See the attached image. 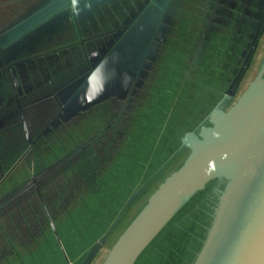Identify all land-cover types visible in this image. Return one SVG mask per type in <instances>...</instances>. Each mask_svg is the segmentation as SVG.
<instances>
[{"label":"trees","instance_id":"1","mask_svg":"<svg viewBox=\"0 0 264 264\" xmlns=\"http://www.w3.org/2000/svg\"><path fill=\"white\" fill-rule=\"evenodd\" d=\"M63 1L60 0V19H65L66 24L69 17L78 23L83 19L84 12H91L88 2L77 10L71 0H65L69 2L66 6H63L65 5ZM102 1L95 0L91 6L94 7L95 3ZM175 1L177 0H144L137 10L130 12L124 27L126 40L123 39L122 45L130 41L131 46L136 44L134 45L136 51L128 52L127 57L123 56L122 52L113 54L111 58L114 65L111 64L114 71L110 76L105 74L103 78L100 76L96 79L91 76L88 81L92 84L79 95H71L72 85L63 87L60 127L67 130L88 128L87 123L95 120L104 108L113 116L108 120V124L125 123L129 124L130 128L139 114L137 106L142 104V100L148 105L147 98L151 95L154 97L150 109L141 117L139 130L131 131L122 126L107 131L105 129L101 135L95 136L98 138L97 143L110 142L109 157H99L96 163L97 194L88 203L90 209L88 217H91L95 226H101V221L111 209V205L115 203L120 209L124 200L122 207H125V211L130 209L126 218L128 217L130 221L134 218L150 193L169 174L164 175V171L166 167L171 166V164L168 166L170 161L185 153L180 140L176 143L173 141L169 147V154L157 161L154 156L160 149L158 140L163 137L158 131L159 125L164 124L171 113L175 114L173 109L177 105L182 106L186 103L190 107L189 116L184 117L176 132L184 126V132H187L204 123L210 110L225 96L235 76L244 67V61L262 42L260 17L264 13V0H224L227 7L220 10L223 16H208L206 20L212 7H206L205 10L196 8L192 13H185L186 10L182 9L183 14L179 13L176 20L175 15L171 14L172 2ZM119 33L121 31H116L114 35ZM29 36L30 34L26 33L18 38V48L26 46L25 40ZM170 60L172 67L158 75L157 70L163 69L164 62ZM98 71L99 68L93 74ZM157 78L160 82L154 85L153 82ZM127 137L129 146L124 144ZM83 141L81 137V142ZM120 152H123L124 156L122 164L110 169L106 181L104 179L100 181V174ZM145 169H150V172L146 174ZM156 182L158 184L155 186ZM213 183L212 188L206 186L205 189L196 192L191 201L183 204L184 206H181L154 237L153 242H150L154 243L160 235L164 237L173 227L175 228V234H169L167 237L183 249L179 252L175 250V256L169 251L165 264H191L196 258L213 214L212 205L216 195L213 189L220 187L218 182ZM147 193L149 194L144 200ZM120 197L123 198L121 201ZM138 200H142L143 203L136 214L132 215V209ZM108 205L110 208L105 211ZM83 218L87 219L86 216ZM117 219L109 222L110 226L105 230H100L101 235L98 230L90 239L85 240L91 244L83 245L80 252L84 255L96 240L106 234ZM70 222L72 221L65 219L60 223V247L65 253V259L61 248L60 256L64 260H70L78 255H72V244L68 238L70 234L63 226L70 224L67 225L70 230L73 224ZM83 234V230L79 228L80 241L83 240Z\"/></svg>","mask_w":264,"mask_h":264},{"label":"flooded vegetation","instance_id":"2","mask_svg":"<svg viewBox=\"0 0 264 264\" xmlns=\"http://www.w3.org/2000/svg\"><path fill=\"white\" fill-rule=\"evenodd\" d=\"M33 1L39 4L43 0ZM223 1L177 0L172 2L171 14L177 20V15L183 14L182 9L186 10L185 13H192L196 8L205 10L206 7H212L205 20L208 16H223L220 10L227 7ZM31 3L28 0L18 3L2 0L0 9L8 4L9 14L16 17L29 9ZM143 3L144 0H103L93 7L91 2L88 5L90 13L84 12L83 19L78 23L69 17L67 24L65 19H60L59 8L42 12V16L22 29L24 33L30 34L34 42H29L30 47L16 48V55L7 61L10 62L8 70H0V264L27 263L18 254V246L26 248L27 254L42 246L47 254L53 255L49 235L53 237L54 234L48 219L57 222L60 216L59 225L68 219L73 223L71 229L79 226L83 231L88 225V203L97 194L96 163L99 157H109L110 145V142L97 143L98 138L95 136L101 135L105 129L128 128L129 124H108L113 116L104 108L95 120L87 123L86 129L67 130L60 127L63 87L72 85L71 95H79L92 84L88 81L91 76L96 79L113 73V54L122 52L127 57L128 52L136 51V44L131 46L130 41L122 45L126 33L124 27L130 12L137 10ZM58 17L59 23L56 20ZM260 19L262 26L264 13ZM116 31L121 33L114 35ZM21 34H16V37ZM171 67L172 61H165L164 68L158 69L157 74ZM97 68L100 71L93 74ZM9 69L16 80L14 90L10 88L9 78L13 76L11 74L10 77ZM158 78L154 80V85L159 84ZM11 82L14 84L12 79ZM153 99V95L147 98L148 105L142 100V104L137 106L139 114L128 129L139 130L141 117L150 109ZM186 105V115L189 116L190 107ZM128 143L127 137L124 144L129 146ZM121 156L123 152L112 158L107 169L100 174V181H106L110 169L122 164L124 156ZM116 207L115 203L111 205L107 216ZM85 216L87 219L83 218ZM10 226L14 227V238L7 236ZM68 238L73 241L72 245L74 242L86 243L76 242L70 235ZM14 239L18 243H14ZM71 251L73 256L78 254L74 253L72 246Z\"/></svg>","mask_w":264,"mask_h":264},{"label":"water","instance_id":"3","mask_svg":"<svg viewBox=\"0 0 264 264\" xmlns=\"http://www.w3.org/2000/svg\"><path fill=\"white\" fill-rule=\"evenodd\" d=\"M263 47L257 71L264 65ZM249 58L204 123L180 138L187 152L181 167L150 193L101 264H133L181 206L215 181L220 187L213 189L212 218L191 264H264V67L234 98ZM110 232L82 264H90L93 249Z\"/></svg>","mask_w":264,"mask_h":264},{"label":"rangeland","instance_id":"4","mask_svg":"<svg viewBox=\"0 0 264 264\" xmlns=\"http://www.w3.org/2000/svg\"><path fill=\"white\" fill-rule=\"evenodd\" d=\"M263 46H264V32L262 33V42L260 44V47H263ZM259 49L260 48H258L257 50L255 49L253 56L249 58L248 70L246 71L245 75L242 77V79L238 85V88L236 90L234 98L237 97V95H239V93L246 87V85L253 78L260 75L264 65H262L260 67V69H258V71H257L258 62H259L260 57H261L259 52L261 53V51H262V49H260V50ZM106 71H108V68L106 69ZM173 110H174L175 114L172 115V113H171V116L167 118L166 122L162 125H159V127H158L159 128L158 131H159V133H161L163 135V137H162V139L158 140V142L160 144L159 145L160 149L157 151L156 155L154 156L157 159V161L164 159L169 154V147H170L171 142L174 141L176 143L177 141L180 140V138L185 133L184 132L185 126L182 129H180L179 132H176V128L179 126L181 121L185 119L184 117L187 116L186 115L187 105H185V104L182 106L177 105L176 108H174ZM161 146H162V148H161ZM182 154L180 156H177L174 160L170 161L168 166H170V164H171V166L169 168L166 167V169L164 171V175H167L168 173L172 172L173 170H175V169L177 170L178 168L181 167V165H182L181 163H183V160H184L187 152H185L183 155ZM144 172L147 174L148 172H150V169H145ZM157 184H158V182H156L155 186ZM11 185H13V184H11ZM213 186H214V183L210 182L207 185V188H212ZM148 194L149 193L144 195V200L146 199ZM192 199H193V197L188 199L184 203V205L186 203H188L189 201H191ZM120 201H121V199H120ZM124 201L121 203L120 209L118 206V207H116L115 210L112 211L110 216H107V215L104 216V219L101 221V226H95L93 221L91 220V218L88 217L89 223L85 227L86 229H84V231H83L84 232L83 240H82L83 242H85V240H87V239H90L92 237V235L95 234L98 230H99V232H100V230H105L108 226H110L109 222L113 221L115 218H118L113 223V225L111 226V232L106 236L105 241H102L101 247L98 250L93 249V251H95V253H93V255L90 259V261H91L90 264H101L102 263V260H103L104 256L107 254L111 244H113V242L118 238V236L122 233V231L125 229V227L129 224L130 220H128V217L126 218V216H128V214H129L128 212L130 209L128 211L126 209V211H125V207H122ZM142 203H143L142 200H138L135 202V205H134L132 212H131L132 215L136 214L135 212L139 209V207L141 206ZM109 208H110V205L106 206L105 211H107ZM196 216L197 215H195V217ZM59 219H60V216H59L57 222L55 220H53V222H51L50 219H48V221H47L49 226L51 227V230L53 231V234H54L53 237H52V235H49L50 248H51V250H53L54 254L53 255L47 254V252L45 251V249L42 248V246L40 248L38 247L37 249H33L31 254H27L26 248L18 246V254L20 256H23V259L27 261V263H25V261H23L24 264H82L83 263V260L86 256V254L90 251V249L93 247V245L96 242L90 246V248L87 250L86 253H84V255H83V253L80 252V250H82L80 247H82L85 244H91V242L90 243H83V244H78V243L74 242L72 245V248L74 250V253L77 252L78 255L75 256L74 258L70 259V260H68V259L64 260L65 259V253H64L62 247H60V225L58 224ZM25 224H26V221H24V225ZM63 226H64V230L68 231V234H70L71 237L75 238L76 242L80 241V238L78 237L79 226H75L70 230H69V228H67V225H63ZM8 228H9V232L7 233V236L9 238H14V236L12 237V231L14 230V227L10 226ZM86 230H88V231L86 232ZM169 234H171V235L175 234V228L174 227H173L172 231H170ZM99 235H101V232L99 233ZM168 235H166L164 237H161L162 235H160L154 241V243L157 242L156 244L149 243L144 248V250L140 253V255L136 258V261L133 264H165V259L168 258L167 255H168L169 251H171L175 256V252H176L175 250H177L179 252L183 248L178 247L176 245V243H172V241L169 240V238L167 237ZM54 237H55V239H54ZM69 240H70V243L72 244L73 241L71 239H69ZM7 241L9 242V239H7ZM24 242H25V239L23 238L22 245H24L23 244ZM151 242H153V240ZM14 243H18V240L14 239ZM170 243H172V244H170ZM60 248H61V253H62L64 259L60 256ZM44 255H45V258H44ZM54 255L57 257L54 258L53 257ZM12 257L16 258V256H12ZM50 258H53V259L50 260ZM58 259H59V262H58ZM17 260H19V259H17ZM53 260H55V261H53ZM16 264H20V263H16Z\"/></svg>","mask_w":264,"mask_h":264},{"label":"crops","instance_id":"5","mask_svg":"<svg viewBox=\"0 0 264 264\" xmlns=\"http://www.w3.org/2000/svg\"><path fill=\"white\" fill-rule=\"evenodd\" d=\"M0 1H2V0H0ZM8 1H15L18 3L22 0H6V2H8ZM32 1L33 0H28V3H31ZM93 1H95V0H71V3H73V6H75V8L77 10H79V8H81L82 4H84L85 2H88L90 4L91 2L93 3ZM68 3L69 2L65 1V6ZM29 6H30L29 9H26V11H24L22 14H20L16 17L12 16V13L9 14L10 10H7L8 4H6L5 8L0 9V26L2 25L0 27V42H2L4 44V45L0 46V70L1 69H7L8 65L10 66V62H7L8 59H10L11 57L16 55L17 52H15L16 51L15 49L18 48V44H17L18 38L22 35H26V33H24L25 31L23 32L22 29L27 27L28 25L32 24L37 18L40 17L42 12L47 13L49 11L51 12L52 10L59 9L60 8V1L59 0H43L39 4L34 3V1H33ZM8 14H9V16L6 17ZM56 20L59 23V21H60L59 17L56 18ZM49 31H50V29L47 32H49ZM18 33L19 34L22 33V34L20 36L16 37V34H18ZM25 41H26L25 48L30 47V45H29L30 41L32 43L34 42L33 39L32 40L30 39V36ZM9 71H10L9 72L10 77H11V74L13 76V78L12 77L9 78L10 85H11L10 88L14 90L15 85H16V80L14 78V74L11 71V69H9ZM11 79L14 81V84L11 82ZM0 104H1V102H0Z\"/></svg>","mask_w":264,"mask_h":264},{"label":"bare ground","instance_id":"6","mask_svg":"<svg viewBox=\"0 0 264 264\" xmlns=\"http://www.w3.org/2000/svg\"><path fill=\"white\" fill-rule=\"evenodd\" d=\"M98 255V254H97Z\"/></svg>","mask_w":264,"mask_h":264}]
</instances>
